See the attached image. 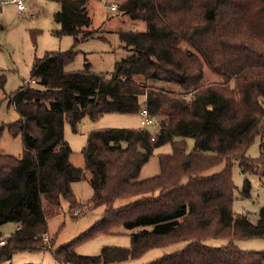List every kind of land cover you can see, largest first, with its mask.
Returning <instances> with one entry per match:
<instances>
[{
    "label": "trees",
    "instance_id": "1",
    "mask_svg": "<svg viewBox=\"0 0 264 264\" xmlns=\"http://www.w3.org/2000/svg\"><path fill=\"white\" fill-rule=\"evenodd\" d=\"M58 1L55 34L73 36L72 48L35 58L30 81L10 96L20 118L8 132L22 137L24 150L20 157L0 151V228L18 225L0 246V264L15 253L49 250L60 264H112L182 241L183 250L148 264H264V252L234 243L264 239V207L256 222L235 213L232 175L239 163L244 174L263 177L256 172L264 169V0H112L146 29L117 32L130 55L111 76L88 65L67 71L77 45L94 36L85 8L91 0ZM205 67L217 80L205 82ZM6 82L0 72V88ZM144 108L156 126L93 130L84 169L71 163L66 123L76 133L86 118L140 115ZM257 138L261 153L254 159L247 153ZM167 144L172 151L158 155L160 172L140 179L155 149ZM220 164V172L207 174ZM85 171L93 189L88 207L104 206L105 215L73 242L55 249L52 237L48 248V221L62 213L63 201L78 207L73 183ZM250 189L246 178L241 194L250 197ZM120 228L131 231L130 247L76 252L78 243ZM211 238L229 243L206 245Z\"/></svg>",
    "mask_w": 264,
    "mask_h": 264
},
{
    "label": "rangeland",
    "instance_id": "2",
    "mask_svg": "<svg viewBox=\"0 0 264 264\" xmlns=\"http://www.w3.org/2000/svg\"><path fill=\"white\" fill-rule=\"evenodd\" d=\"M93 10L90 9L92 25L89 28L94 36L79 43L76 47L77 55L73 63L67 66V71H84L89 66V71L102 76H111L117 64L130 55L117 35L119 29H138L140 23H133L122 18L118 9L112 10V0H92ZM24 12H20L17 3H5L0 6V24L4 30L0 32V72L6 75L7 82L0 88V151L4 154L20 157L24 150L21 136L14 137L9 134L8 126L20 118L15 105L10 104V96L22 85L27 84L31 78L32 66L35 58H41L46 52H65L74 44L73 36L58 37L55 32L60 25L55 21V14L60 11L58 0H23ZM91 8V5L90 7ZM93 11V12H92ZM128 21V22H127ZM205 82L217 80L208 67H205ZM33 86L37 84L33 83ZM140 115L107 113L98 120L84 119L79 125L78 132L71 129L69 123L65 124V139L72 148L71 163L84 169L85 157L83 149L87 145L89 134L93 130L104 128H136L141 127ZM151 129V128H149ZM189 148H193V140L189 139ZM261 139L257 138L249 148L247 156L260 157ZM170 144L155 149L150 160L141 170L140 179H146L160 172V154L171 153ZM224 164L217 165L207 174L220 172ZM256 174H244L240 164L235 163L232 168L233 180L236 185L233 211L244 213L252 221L257 220L259 211L264 207V169H259ZM86 178L73 183V190L79 201L78 207L69 209V202L63 201V211L60 215L49 219L47 247H53L52 237H55V249L78 239L88 231L98 220L105 215L104 206L89 208L88 200L93 196V189L89 181V172L85 171ZM251 182L250 197H244L245 179ZM124 201H119L120 206ZM74 214H77L76 216ZM16 230L13 222L4 224L0 228L2 237H8ZM136 231V230H134ZM131 231L120 228L113 234H101L88 241L78 243L75 250L80 255L97 256L105 246L127 248L131 245ZM212 247H221L229 243L227 239L211 238L204 242ZM243 251L264 252V239H243L234 242ZM187 242H177L165 247L149 250L138 259H132L112 264H148L166 255L183 250ZM3 264H60L55 260L52 251L19 252ZM75 264V263H71Z\"/></svg>",
    "mask_w": 264,
    "mask_h": 264
},
{
    "label": "built area",
    "instance_id": "3",
    "mask_svg": "<svg viewBox=\"0 0 264 264\" xmlns=\"http://www.w3.org/2000/svg\"><path fill=\"white\" fill-rule=\"evenodd\" d=\"M17 3L18 9L19 11H23L24 10V4L22 0H0V6L4 5L5 3ZM113 10H116V6L112 7ZM140 117H141V127L143 128H148V127H154L157 125V117L155 115H151L149 113V111L144 108L142 109V111L140 112ZM5 238H0V246L5 245Z\"/></svg>",
    "mask_w": 264,
    "mask_h": 264
},
{
    "label": "crops",
    "instance_id": "4",
    "mask_svg": "<svg viewBox=\"0 0 264 264\" xmlns=\"http://www.w3.org/2000/svg\"><path fill=\"white\" fill-rule=\"evenodd\" d=\"M23 1V0H22ZM92 4H93V2H92V0L91 1H89L88 3H87V5L85 6V8H86V10H87V13H88V15L90 16V18L92 19V16H91V12H90V9L91 10H93V7H92ZM90 5H91V8H89L90 7ZM113 6H117V4H116V2H114V4L112 5V7ZM17 8H18V6H17ZM112 9V8H111ZM19 10V9H18ZM113 10V9H112ZM25 11V8H24V10L23 11H20V12H24ZM93 12V11H92ZM120 15H121V17L122 18H125V19H128V21H130L129 20V18L127 17V16H124V15H122L121 13H120ZM127 21V22H128ZM135 24H133V27H132V29L131 30H134V28H135V26H134ZM123 29V28H122ZM145 29H146V26H145V23H140V25H139V27H138V29H136V30H140V31H145ZM120 30V29H119ZM118 30V31H119ZM124 30V29H123ZM118 31H116V32H118ZM137 115H139V114H137ZM141 120V119H140ZM136 128H139V127H136ZM18 229V225L16 224V230ZM15 230V231H16ZM49 233V232H48ZM50 234V233H49Z\"/></svg>",
    "mask_w": 264,
    "mask_h": 264
}]
</instances>
